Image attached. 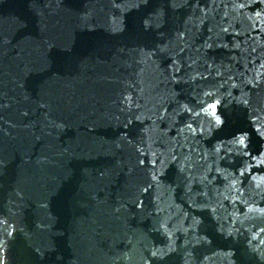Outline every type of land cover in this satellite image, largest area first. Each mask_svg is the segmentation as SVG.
Here are the masks:
<instances>
[{
  "label": "water",
  "instance_id": "water-1",
  "mask_svg": "<svg viewBox=\"0 0 264 264\" xmlns=\"http://www.w3.org/2000/svg\"><path fill=\"white\" fill-rule=\"evenodd\" d=\"M0 264H264V0H0Z\"/></svg>",
  "mask_w": 264,
  "mask_h": 264
},
{
  "label": "snow or ice",
  "instance_id": "snow-or-ice-1",
  "mask_svg": "<svg viewBox=\"0 0 264 264\" xmlns=\"http://www.w3.org/2000/svg\"><path fill=\"white\" fill-rule=\"evenodd\" d=\"M213 107H215V106L213 105ZM239 142H240V143H243V138H241Z\"/></svg>",
  "mask_w": 264,
  "mask_h": 264
}]
</instances>
